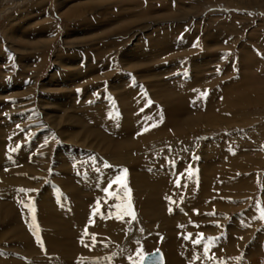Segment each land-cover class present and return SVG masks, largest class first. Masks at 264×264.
<instances>
[{"label":"rangeland","instance_id":"obj_1","mask_svg":"<svg viewBox=\"0 0 264 264\" xmlns=\"http://www.w3.org/2000/svg\"><path fill=\"white\" fill-rule=\"evenodd\" d=\"M176 104L201 113L218 106L220 118L179 132L188 115H176ZM124 115L137 125L132 137L151 140L119 142L110 120ZM111 140L125 149L112 152ZM168 169L174 181L155 188L159 196L138 191ZM211 176L219 190L209 209L201 192ZM78 180L88 181L89 194L76 195ZM70 188L87 211L81 219L53 207ZM149 194L162 200L155 237L156 213L142 203ZM262 209L264 0H0V264H60L68 244L82 249L83 264H141L138 253L155 250L164 264L172 256L180 264H264ZM247 212L254 220L240 237L245 227L233 230V219ZM190 215L186 227L181 219ZM110 218L118 224L101 236ZM227 234L243 242L233 254L221 253ZM152 237L157 245L147 248Z\"/></svg>","mask_w":264,"mask_h":264},{"label":"bare ground","instance_id":"obj_2","mask_svg":"<svg viewBox=\"0 0 264 264\" xmlns=\"http://www.w3.org/2000/svg\"><path fill=\"white\" fill-rule=\"evenodd\" d=\"M257 1V0H256ZM187 85V84H186ZM206 85V84H205ZM230 85V84H229ZM228 85V86H229ZM196 87V86H195ZM194 88V87H193ZM192 88V89H193ZM232 91V90H231ZM249 95V94H248ZM127 96V95H126ZM250 96V95H249ZM190 97H192V95H190L188 98H185V100L186 99H189V101L190 100H192V99H190ZM220 97H221V95H220ZM245 97V96H244ZM140 99V98H139ZM138 99V100H139ZM248 100H250L251 99V97H249V98H247ZM184 100V101H185ZM184 101H182L183 103L182 104H189V102L188 103H184ZM191 102V101H190ZM95 105V104H94ZM177 105V104H176ZM182 106H184V105H177V107L175 108L174 107V109L173 110H177V112H176V115H178L180 118H184L185 117V115H188L186 118H184L185 120H183V121H178V122H181L180 123V125H178V126H175L174 128H176L179 132H183L181 129H183L185 126H191L192 124H196V123H198V121H203V120H208L210 117H215V118H220V113H221V111L218 109V106H216L214 109L213 108H211V112H208V113H206V111H205V113L204 112H199V108H192V109H186L185 110V112H181V111H179L178 109H180ZM105 107V106H104ZM104 107H100L99 106V108H95V113H96V117H97V119H98V121L100 122V123H103V118H102V116H101V113L104 115V113L106 114L107 113V110L104 108ZM238 106H236V105H233V108H237ZM187 110H190V112L191 113H188L187 112ZM201 111H203V110H201ZM129 112H130V110L127 112L126 110L125 111H123V114H126V115H129ZM199 113H201V115L200 116H198V114ZM126 115H124V116H126ZM143 115H144V113H143ZM106 116V115H105ZM109 116H110V114H109ZM210 116V117H209ZM111 117L112 116H110V119H111ZM108 118V117H107ZM117 118V117H116ZM113 119V118H112ZM125 119L126 120H123L122 118H120V120H121V123H119V120H116V119H114V121L113 120H110V123H113L114 125L112 126V131L113 132H116V137L117 136H119L120 137V140H119V142L120 141H124L125 140V138H126V136L128 137V138H131L130 139V146L132 145V144H136L137 143V141L139 142V141H141L142 142V140L143 141H150L151 140V138L150 137H141V136H136V137H132V132H134L133 131V128L132 127H136L137 125L135 124V122L133 121V119L129 116V117H125ZM213 119V118H212ZM111 121H113V122H111ZM136 122H137V120H136ZM188 123V124H187ZM101 126V125H100ZM104 126H105V123H104ZM103 127V126H102ZM104 128V127H103ZM181 128V129H180ZM67 129V128H66ZM185 129H187V128H185ZM175 132V131H174ZM123 134V137H121V135ZM108 135V134H107ZM28 136V135H27ZM83 137V136H82ZM135 138V139H134ZM134 139V141H132ZM108 140V139H107ZM106 142H109V141H106ZM111 143H112V146L116 149V150H114V151H112V152H115L116 154H117V152L118 153H120V151L119 150H124L125 149V145L123 144V143H117L116 144V142H113L112 140H111ZM125 143V142H124ZM143 143V142H142ZM127 146V145H126ZM111 147V146H110ZM129 148H131V147H129ZM133 149V148H132ZM127 150V149H126ZM125 152V151H124ZM123 152V153H124ZM115 153L114 154H112V160H115V162L116 161H118V157H116L115 156ZM122 153V152H121ZM118 155V154H117ZM122 156V155H121ZM110 159H111V157H110ZM160 167H163L162 168V170L161 171H165V167L163 166V165H159V167L157 166V169H160ZM209 169V168H208ZM172 170V169H171ZM170 169H168V171H167V173H164L162 176H158V175H154V176H156V178L155 179H152V177H148V178H146V181L144 182V183H141V185L140 186H138V191L139 192H141V191H144L145 189H144V187L146 186V189H150V190H152V188H153V191L154 192H156L157 193V196H159L158 195V191L160 190V186L162 185H170V181L172 180V181H174V178H173V176H172V171H171ZM204 170V171H203ZM203 170H201V171H203V173H202V177H207L208 175H207V170L206 169H203ZM160 171V172H161ZM159 172V171H158ZM14 173V172H13ZM12 173V174H13ZM162 173V172H161ZM176 173V172H175ZM159 174V173H158ZM10 175V174H9ZM15 175V174H14ZM94 175V180L95 181H97L98 183H101L102 182V179L100 178L101 176H102V178H104V174L103 173H99V174H93ZM212 175H213V173H212ZM157 177H159V178H157ZM175 177V176H174ZM14 179V178H13ZM208 180H206L205 181V186L203 187V192H201V196L202 197H206V199H207V201H206V205L205 206H207V207H209V209H211V208H213V206H212V203H211V198L213 197V193H217V191L219 190H217L216 191V189L215 188H213V184H214V180H213V177L211 176V177H208L207 178ZM9 180V179H8ZM17 180V179H16ZM2 182V181H1ZM88 182V181H87ZM87 182L86 183H84V181L83 182H81V180H78V183H80V184H78V192H77V194L76 195H78V194H81V193H86V194H89V190H88V188H87V186L86 185H88L87 184ZM9 183V182H8ZM18 183V182H17ZM83 183H84V185H83ZM20 184V183H19ZM86 184V185H85ZM172 184H174V182L172 183ZM98 185V184H97ZM18 186V185H17ZM85 187V188H81V187ZM99 186V185H98ZM165 186H163V187H165ZM97 187V186H96ZM142 187V188H141ZM155 188H156V190H158V191H155ZM200 190V189H199ZM73 188H70L69 189V191H68V193H67V198H64V201H58V199H56L54 202H55V205L53 206V207H55L56 208V210H57V212H59V213H61L62 211H63V214L62 215H64L65 217V219L66 218H68V219H70V220H73V219H81V218H83V216L85 215L86 216V213H87V211L84 209V208H82V207H76L74 204H75V202H76V200H72V197H73ZM168 192V191H167ZM167 192H165L164 193V195H161V199L163 198V196L165 197V195H166V193ZM199 192V191H198ZM144 194V193H143ZM75 195V196H76ZM85 195V194H84ZM83 195V196H84ZM140 195H141V193H140ZM199 195V194H198ZM167 197H168V195H166ZM216 196V195H215ZM163 200V199H162ZM162 200H160L158 197L155 199V196L154 195H152V194H149V195H147L145 198H143L142 199V203L144 204V206L146 207V208H149L151 211H153L154 213H156V216H155V219H154V222L152 223V224H150V226L149 227H151V228H153L152 229V231L154 232V234L155 235H153V237H155L156 235H160V234H162V230L157 226V225H159L160 224V217H161V215H160V213L157 211V209H156V206H158L160 203H161V201ZM158 203V204H157ZM239 203V202H238ZM198 204V206H199V203H197ZM53 205V204H52ZM77 205V204H76ZM205 206H203L204 208H205ZM216 207L218 206V204H216L215 205ZM225 206V205H224ZM236 206V205H235ZM240 206V205H239ZM193 207V206H192ZM234 208V207H233ZM236 208H237V206H236ZM224 209V208H223ZM251 210V209H250ZM251 212H253V208H252V211ZM150 213L148 212V211H145L144 212V216H148ZM208 214V213H207ZM247 216H249L250 215V217H247L246 215V218H237V219H233V222L235 223L233 226H234V228H232L233 230H235V231H238V229H239V227H237V224H238V226H240V228L242 227V228H244L243 229V231H239L237 234L240 236V237H242V236H245V235H247V233H248V231L250 230L249 228H248V226H249V223L250 222H252L254 219H252L251 218V213L249 214L248 212H247ZM59 215V214H58ZM181 215V214H180ZM204 215V214H203ZM206 215V214H205ZM52 216V215H51ZM182 216V215H181ZM183 217V216H182ZM192 217H193V215H190V216H186V217H184V218H182L181 219V221L183 222V225L184 226H186V227H188L189 226V224L190 223H193V220H192ZM212 217H214V216H212ZM199 218H201L200 216H199ZM98 221H99V223L101 222V220L100 219H98ZM65 222V221H64ZM108 222H111V223H103V224H99V226H103L104 225V227H100V229H101V231H100V235L101 236H103L104 235V233L107 231V229H110V228H112V227H114L115 225L117 226V224L118 223H116L117 222V220H115L114 218H110V220H108ZM190 222V223H189ZM247 222H249V223H247ZM106 224V225H105ZM251 228V227H250ZM249 229V230H248ZM97 231V230H96ZM151 235V234H150ZM227 236H229V238H227L226 240H223L224 242H225V244H222L221 245V247H223V249H221V253H229V254H233L234 252H235V250L238 248V246H240V244H242V243H240V241L239 240H234L233 241V239L231 238V236L229 235V234H227ZM258 236H260V235H258ZM153 237L152 238H150V239H148V241L146 240V245L145 246H147V248H154L157 244L155 243V240L153 239ZM262 238V236L260 237V239ZM259 239V240H260ZM241 240V239H240ZM262 240V239H261ZM220 242V241H219ZM72 243H74L75 244V240H73L72 241ZM164 245H166V246H168V247H170V248H172V250L173 251H171V252H174L176 249H175V247H174V245H173V241L172 240H169L166 244H164ZM76 247H78L79 246V244H76L75 245ZM241 247V246H240ZM99 248H100V244L99 245H97V249H96V253H92V254H89L88 256V259H85V260H92V259H94L93 257L97 254V252H98V250H99ZM64 249H67V256H69V258L68 259H66V260H62L61 259V261L63 262V263H60V264H83L82 262H83V260H84V257H86L85 255H83L82 253H81V251H82V249H80L79 251H77V250H75V249H73V247L71 246L70 247V245L68 244V248H64ZM250 249H252V250H254V252L256 253L257 252V236H256V239H255V241L254 242H252V244H251V246H250ZM72 251V255L70 254V252ZM135 251V250H134ZM215 251V250H214ZM216 252V251H215ZM118 253V252H117ZM135 253V252H134ZM217 253V252H216ZM197 254H199V253H197ZM116 256V257H115ZM59 258H60V256H58ZM114 257L115 258H118V254H114ZM127 257V256H126ZM180 260H177L174 256H172V258H171V260L169 259V261L170 262H172L173 264H180L181 262H182V258H180V256H177ZM202 257V256H201ZM76 258L77 259H79L80 261H76ZM191 258V257H190ZM250 258V257H249ZM81 260H82V262H81ZM163 261H164V259H163ZM199 261V260H198ZM129 262H130V260H128L127 258H125V260L124 261H121V262H116L117 264H129ZM189 262V261H188ZM84 264H90V263H88V262H85ZM97 264H105V263H97ZM188 264H190V263H188Z\"/></svg>","mask_w":264,"mask_h":264},{"label":"water","instance_id":"obj_3","mask_svg":"<svg viewBox=\"0 0 264 264\" xmlns=\"http://www.w3.org/2000/svg\"><path fill=\"white\" fill-rule=\"evenodd\" d=\"M142 264H163V258L159 252H154L145 256Z\"/></svg>","mask_w":264,"mask_h":264},{"label":"snow or ice","instance_id":"obj_4","mask_svg":"<svg viewBox=\"0 0 264 264\" xmlns=\"http://www.w3.org/2000/svg\"><path fill=\"white\" fill-rule=\"evenodd\" d=\"M261 218L264 219V209L261 210ZM135 218L134 214H133V219ZM138 255L141 257V261H143L144 257L141 253H138Z\"/></svg>","mask_w":264,"mask_h":264}]
</instances>
